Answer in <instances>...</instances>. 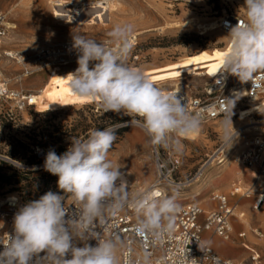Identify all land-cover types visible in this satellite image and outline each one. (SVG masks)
Returning a JSON list of instances; mask_svg holds the SVG:
<instances>
[{
  "label": "rangeland",
  "instance_id": "1",
  "mask_svg": "<svg viewBox=\"0 0 264 264\" xmlns=\"http://www.w3.org/2000/svg\"><path fill=\"white\" fill-rule=\"evenodd\" d=\"M51 2L52 0H1L0 12L6 15L9 24L16 27L15 30L9 32L7 37V39L14 40L10 47L11 51H23L24 54L30 55L42 46L73 41L76 33L84 34L97 41L112 42L108 34L113 27L117 24L130 23L134 26V31L147 27L151 29L149 33L137 36L138 46L127 60L130 66L144 70L172 64L183 58L203 51L209 52L225 45V37L219 29L201 36L196 24H217L221 18L229 14L246 19L245 0H119L113 8L108 10V14L100 16L98 20L95 18L86 21L84 16L77 18L75 22L65 23L53 17ZM8 10L10 13L7 12ZM1 65L5 71L3 78L8 82L10 89L30 92L35 103H41L44 110L39 111L35 108V110L15 112L11 109L9 102L3 104L0 101V176L3 177L0 178V200L13 197L24 205L52 191L65 196V205L74 203L71 196H67L58 188V177L44 169L45 159L36 156L35 151L55 150L57 155H61L71 146L73 138H87L91 130H104L114 124L124 126L116 131L117 139L109 151V159L113 162L117 160L118 156L112 159L113 154L117 152L112 150L116 149V145L127 132L143 133L150 151H122L119 164L129 170L132 175L135 170L134 166L138 165L137 171L141 170V173L135 171L136 175H133L137 177L131 181L128 188L130 194L139 192V188L146 190L150 187L155 172L149 137L140 127H132L130 123L132 117L112 111L104 113L98 101L73 95L68 87L70 77L67 75L74 72L78 66L61 68L58 72L55 69L39 73L22 79L15 85L14 78L19 72L18 67L6 61H2ZM42 81H45L42 86L32 92L31 89L38 87ZM241 83L238 77L231 75L230 85ZM21 84L23 88L20 87ZM210 84L211 80L189 76L177 82L173 88L165 86L161 89H182L193 93H203ZM40 90L46 91V94H38ZM239 112L238 118H231L232 125L228 124V126H234V130L238 129L236 137L239 135L240 137L230 145L233 146L239 141L238 150L232 152L229 149L227 160L221 166H216V163L207 164L203 169L206 179L220 174L227 162H233V156L240 153L242 143L246 138L264 135V113H262L264 108L260 110L249 105L248 108ZM223 121L219 120L215 123L223 124ZM213 124L214 122L201 125L203 129L201 130L200 127L197 131L200 135L195 139L196 141L190 140L194 136L192 133L179 137L178 143L173 137L166 143L157 145L160 151H169L180 157L181 167L177 178L181 181L194 180L207 157L224 142V133L215 131ZM248 124L250 125L247 128L258 127L260 129L242 133L247 129H242V127ZM232 131L233 129L229 130V132ZM241 168L244 169L242 172H246L243 166ZM248 180L249 177L248 179H235L229 186L216 185L212 189H217V193H222L230 199L234 184L239 185L243 193L253 185V181L248 183ZM189 184L180 191H176L177 195L181 197L184 192L195 185L193 182ZM255 189H258V186ZM170 192L171 190H168V196ZM213 193L214 191L205 192L203 196L210 198ZM230 200L232 204L248 203L245 208L246 213L251 210L255 214L257 212L253 211L251 205V203L254 204L255 196L252 199L235 196ZM190 203L200 205L204 210H207L211 204L201 205L196 200ZM183 205L185 204L180 207ZM1 226L2 222H0V231L3 228ZM241 228L240 231H242ZM252 228L259 227L253 224ZM257 230L263 234L261 228ZM232 240L240 242L236 235H232ZM237 243L235 247L239 253L233 260L241 262L244 258L240 256L247 253L246 249H252L259 256L258 262L264 264V245L260 247L250 245L248 242L247 244L242 243V247ZM246 258L247 254L244 262H247Z\"/></svg>",
  "mask_w": 264,
  "mask_h": 264
},
{
  "label": "clouds",
  "instance_id": "2",
  "mask_svg": "<svg viewBox=\"0 0 264 264\" xmlns=\"http://www.w3.org/2000/svg\"><path fill=\"white\" fill-rule=\"evenodd\" d=\"M244 8L246 20L231 27L230 50L218 71L234 75L242 83L264 71V0H245ZM133 32L130 23L115 25L108 34L111 47L74 34L72 47L78 53V67L67 75L68 87L73 95L98 101L104 113L132 117V127H140L152 145L173 137L178 143L179 137L199 130L203 114L190 112L178 92L163 91L142 70L127 63ZM224 101L223 141L231 145L237 135L233 126L232 132L228 129L235 101ZM122 126L93 129L87 138H73L61 155L55 150L47 152L43 167L58 177V188L71 196L76 212L70 213L65 206V196L52 191L19 207L13 216V234L0 236V264H120L124 242L117 234L105 237L103 225L106 217H115L126 208L136 213L134 231L140 237L162 241L172 236L181 211L176 195L162 197L150 188L130 194L120 167L109 159L116 131ZM77 239L84 242L82 247L75 243ZM90 239L97 241L95 246L87 243ZM189 260L195 259L185 253L181 264Z\"/></svg>",
  "mask_w": 264,
  "mask_h": 264
},
{
  "label": "built area",
  "instance_id": "3",
  "mask_svg": "<svg viewBox=\"0 0 264 264\" xmlns=\"http://www.w3.org/2000/svg\"><path fill=\"white\" fill-rule=\"evenodd\" d=\"M111 1L114 0H53V16L56 19L64 18L74 21V19L86 15L89 20L96 16L94 12L103 15ZM239 20L243 23L246 19L233 14L225 15L218 21L217 27L222 34L228 36L231 27L235 26ZM9 31L6 15L0 12V101L3 104L9 102L11 109L15 112L27 109L35 110V100L30 92L10 89L8 82L3 78L5 71L1 65L2 61H9L18 67L19 72L14 78V84L17 85L22 79L45 71L77 67L78 53L72 47L73 41H65L53 46H42L30 55L24 54L23 51H10L4 46ZM97 42L104 43L109 47L113 46L110 41ZM132 42L133 48L128 58L132 56L138 46L136 38L132 37ZM163 91L178 92L179 97L186 99L184 102H187L190 112L203 114L202 125H206L225 119L223 115L226 108L224 99L235 101L231 118H238V112L248 108L249 105L264 101V71L257 73L252 81L235 85H230L229 80L220 73L211 79V84L203 93H193L182 89ZM150 147L155 172L150 189L159 191L161 196L165 197L168 190L179 191L196 180L195 178L186 182L178 179L177 175H179L181 167L180 157L169 151H160L157 145L151 143ZM226 151L227 146L222 142L207 157L203 166L210 164L211 159L215 161L216 166H220L227 160ZM34 154L45 159L47 152L35 151ZM234 158L246 169L253 171L255 175L254 181L258 184L253 182L251 185V188L254 189L258 186L253 194L255 196L254 210L264 207V135L246 138L242 143L240 153ZM240 191V187L236 185L232 196L250 195V190L243 193ZM210 199L216 207L207 213H204V210L197 204L190 203L181 206V211L176 216L175 230L172 236H165L162 241H154L152 238L140 237L136 234L134 226L137 223V217L131 208H126L115 217H106V223L103 225L104 235L108 237L117 234L123 240L124 246L119 255L120 264H181L185 253L189 259H195L194 261H185V264H242L233 261V259L218 256L203 238L204 233H211L224 241L232 239L231 217L234 215L236 207L230 205L228 198L219 193L212 194ZM21 206L17 198L6 197L0 200V222L3 227L0 236L5 233L13 234V216ZM65 206L70 213L76 212L73 203ZM201 215H203L202 218H200ZM96 230L102 231L99 227ZM252 234L258 238V234L253 231ZM244 237L246 236L243 233L238 234L239 239ZM199 241L202 250L199 247ZM75 243L82 247L84 242L77 239ZM87 243L95 246L97 241L90 239ZM2 250L3 246L0 245V251ZM146 254L147 260H145ZM250 254V264H256L259 256L253 250L250 251Z\"/></svg>",
  "mask_w": 264,
  "mask_h": 264
},
{
  "label": "bare ground",
  "instance_id": "4",
  "mask_svg": "<svg viewBox=\"0 0 264 264\" xmlns=\"http://www.w3.org/2000/svg\"><path fill=\"white\" fill-rule=\"evenodd\" d=\"M0 2H1V0H0ZM117 2H119V0L111 1L108 4L106 12L103 15L99 14L98 12H94V14L96 16L91 17L89 20H87L88 17L86 15H83L80 18L85 16L86 17V19H85L86 21H90L91 19H95V18L98 20V18L100 16H104V15L108 14V10L113 8L114 5L117 4ZM52 3H53V0H52V2L50 4L51 12H52V15H53ZM7 12L10 13V10H8ZM80 18H78V19H80ZM56 20L64 21L65 23H72V22H75L76 19H74V21H68V20H66L64 18H62V19L59 18V19H56ZM8 26H9L10 31L11 30L13 31V30L16 29L15 26H13V25H11L9 23H8ZM196 26L198 27V30L200 31L199 35H201V36L209 34L210 32H215L216 29H218L216 23L208 24V25L196 24ZM149 28H151V27H149ZM150 30L151 29H148V27L147 28H139V29H137V30H135L133 32L132 37L136 38V40H137V36L145 35V34L149 33ZM157 32H159V31H157ZM224 37H225V45L223 47L214 48L213 50H211L209 52L203 51V52H200V53H198L196 55L183 58V59L179 60L178 62H174L172 64H168V65H164V66L156 67V68L144 69L142 71L159 88H163L165 86H169V87L173 88V87H175L177 82L183 81V80L186 79V77H189V76H191L192 78L193 77H198V78H202V79H206V80H211L216 75L221 73L230 81L231 74H229L227 72H218L220 70V67H221L222 57L230 50V46H231L230 45V39L227 38L228 36L226 37V35H224ZM13 42H14V40L12 38H10V39L6 38L5 47L10 49L11 45L13 44ZM10 51H11V49H10ZM6 62H9V61H6ZM8 69H10V68H8ZM12 70H14V68ZM6 76H7V74H6ZM22 85L23 84H21L20 87H22ZM177 90H179V89H177ZM38 94H41V95L46 94V91L40 90L38 92ZM35 104L36 105L34 106V108H37L39 111H43L44 110L41 107V103H35ZM250 106L252 108H258V109L262 110L264 108V101L253 103ZM237 115L239 116L240 112H238ZM249 125L250 124L242 127V129L247 128V126H249ZM212 127H214L213 129L215 131H218V132H220L222 134L224 133V129H223L221 123H217V122L215 123V121H214V124L212 125ZM233 128H234V126H233ZM249 128L243 130L242 133L250 131V130H256L257 131V130L260 129L258 127H255V128L254 127H249ZM202 129H203V127H201V130ZM228 129L232 130V126H228ZM237 131H238V129H235L236 133H237ZM193 135L194 136L190 138L191 141L195 140L200 135V132H195V133H193ZM239 137H240V135L237 136V137L235 136L233 140H237V138H239ZM238 145H239V141H237V143H235L233 146H230L229 144L226 145L227 146V151L229 149L232 152L238 150V148H237ZM227 151H226V157H227ZM235 156H233V162H227L224 165V168H223V170H222V172L220 174L212 175L211 177H209L207 179H206L205 172H203V169L205 168V166L207 164L202 166L201 171L199 172V174L196 177V180L193 182V184H195V185L190 190L184 192L183 193L184 195H182L180 197V196L177 195V192H176L177 190L170 189L171 190L170 196L175 194L176 197H177V203L179 205L188 204L191 201H195V200H196V202H198L201 205L210 204L212 199H210L208 197H204L203 195H204L205 192L208 193L209 191L210 192L214 191L213 194H216L218 192V190L217 189H214V190L212 189L216 185L229 186V184L235 179L236 180H239L240 178L248 179V177L250 175V172H247V171L246 172H242V171H244V169H242L241 166H240L242 164L237 159L234 158ZM113 163L120 167V171L123 173L124 179L127 181L128 188H129V186L131 185V181H132V179L130 178L129 174L122 169L121 165H119V162H117L115 160ZM210 163L213 164V163H215V161H212V159H211ZM236 164H240V165H236ZM254 180H255V175H254ZM254 183L258 184L255 181H254ZM150 187H151V185H150ZM139 190H140L139 192H143L145 189L142 190V188H139ZM248 190H250V192H249L250 195L249 196L246 195V196H242V197H244L245 199H252L253 198V194L255 193V189L250 187L249 189H247L245 191H248ZM230 195L232 196V192L230 193ZM166 196H168V195H166ZM187 196H188V198H187ZM246 205H248V203H246V202H243V203L239 204L238 208H236V210L234 212V215L231 217L232 218L231 219L232 235H237L239 233L245 234L244 233L245 230L251 229V223H252V225L253 224L254 225H258V227L261 228L263 233H264V207L255 210V211H257L256 214H255V213L252 212V210L246 213L245 212ZM207 211L208 210H204V213H206ZM253 211H254V208H253ZM135 217H137V216H135ZM202 217H203V215L200 216V218H202ZM238 227H239V229H238ZM240 228L242 229V231H240ZM259 228H255V229H252V230H257ZM248 236H249L248 239L246 240V242L243 241L244 242L243 244H247L249 242L250 245L254 244L256 246L258 245L260 247H263V245H264V235L262 236L261 239H257L253 235L251 236L250 234H248ZM236 237H238V236H236ZM207 238H208V243L210 242L209 245L219 255H222V256L224 255V256L230 257L232 259L235 256H237V254L239 253V251L235 247L236 243L233 244L230 240L229 241H224L222 239H219L215 235L211 236V237L208 236ZM256 264H261V263L260 262H256Z\"/></svg>",
  "mask_w": 264,
  "mask_h": 264
},
{
  "label": "crops",
  "instance_id": "5",
  "mask_svg": "<svg viewBox=\"0 0 264 264\" xmlns=\"http://www.w3.org/2000/svg\"><path fill=\"white\" fill-rule=\"evenodd\" d=\"M6 41V40H5ZM5 41H4V46H5ZM59 70H57L56 72H58ZM45 72H48V71H45ZM50 72V71H49ZM43 73V72H42ZM45 81H42L41 82V84L38 86V87H36V88H34V89H31L32 90V92L34 91V90H36V89H38L39 87H41L42 86V84L44 83ZM125 137L116 145V149H114V150H112V151H117V152H115V154H113V156H112V159L114 160V159H116V156H118V158H117V162H119V160H120V156L122 155V151H150L149 150V144H148V142L146 141V139H145V135L143 134V133H141V132H139V131H131V132H127L125 135H124ZM128 152H127V154H128ZM128 156V155H127ZM120 165V164H119ZM236 165H240V164H236ZM241 166H243V165H241ZM122 167V166H121ZM244 167V166H243ZM134 168H135V170H134V174H135V171L136 172H138V173H141V170H138L137 171V169H139V166L138 165H136V166H134ZM245 168V167H244ZM122 169L124 170V171H126L128 174H129V176H130V178L132 179V180H134V178H136L137 176H133L132 174H131V172L129 171V170H127L126 168H124V167H122ZM246 169V168H245ZM246 171L247 172H250V175H249V180H248V183H249V181H253L254 182V174H253V171H250V170H248V169H246ZM136 175V174H135ZM235 181V180H234ZM236 185L234 184V187H235ZM239 186V185H238ZM234 187H233V189H234ZM220 194H222V193H220ZM234 196H231V198H233ZM230 198V199H231ZM230 199H228V202L230 203V205H232V206H235L236 208H238V205L239 204H232V202H231V200ZM188 204H190V203H188ZM251 205L253 206V204L251 203ZM200 206V205H199ZM201 207V206H200ZM215 207H216V205H215V203H213V202H211V204L209 205V207H208V211L207 212H209V211H213L214 209H215ZM202 208V207H201ZM203 209V208H202ZM206 212V213H207ZM232 225V224H231ZM252 229H255V228H252V223H251V229H249V230H245V234H244V236H246V237H244L243 239H239L238 237V239L240 240V242H235L234 240H230L233 244L234 243H237L239 246L241 245L242 247H243V245H242V243H244V242H246V240L248 239V234H250L251 236L253 235L252 234V231L253 232H255L256 234H258V238L257 237H255L254 235V237L255 238H257V239H261L262 238V236L264 235V233L263 234H260V232L259 231H257V230H252ZM257 231V232H256ZM211 237V236H214V235H212L211 233H204V235H203V238H204V240H206L207 242H208V238L207 237ZM236 236H238V234L236 235ZM244 241V242H243ZM211 247V246H210ZM211 249H212V247H211ZM213 250V249H212ZM247 251V258H246V260H247V262H244V260H245V255H241L240 256V258L242 257V258H244V260H242L241 261V263L242 264H250V262H249V257H250V251H252V249L251 250H248V249H246ZM214 251V250H213ZM216 253V252H215ZM217 254V253H216ZM218 255V254H217ZM218 256H220V257H222V258H225V259H230V260H232L230 257H226V256H222V255H218ZM233 261H235V262H238V261H236V260H233ZM240 263V262H239Z\"/></svg>",
  "mask_w": 264,
  "mask_h": 264
},
{
  "label": "trees",
  "instance_id": "6",
  "mask_svg": "<svg viewBox=\"0 0 264 264\" xmlns=\"http://www.w3.org/2000/svg\"><path fill=\"white\" fill-rule=\"evenodd\" d=\"M0 178H3L2 176H0Z\"/></svg>",
  "mask_w": 264,
  "mask_h": 264
}]
</instances>
